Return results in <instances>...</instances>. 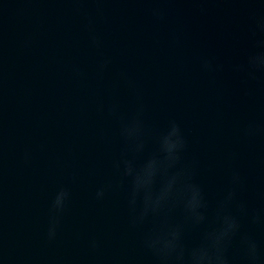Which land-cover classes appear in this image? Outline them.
<instances>
[{
	"label": "water",
	"instance_id": "obj_1",
	"mask_svg": "<svg viewBox=\"0 0 264 264\" xmlns=\"http://www.w3.org/2000/svg\"><path fill=\"white\" fill-rule=\"evenodd\" d=\"M157 5L162 22L151 15ZM254 16H264L259 0H0V264H156L141 241L159 220L129 226L127 182L115 168L126 146L108 114L113 104L124 119L143 105L144 155L169 120L181 125L184 160L210 215L229 165L245 177L249 209L264 208V140L238 134L264 121V74L252 81L231 70L253 50ZM202 56L223 71L202 72ZM102 58L111 63L100 73ZM61 187L70 199L48 241ZM169 220L180 222L179 211ZM242 224L264 248V229Z\"/></svg>",
	"mask_w": 264,
	"mask_h": 264
},
{
	"label": "clouds",
	"instance_id": "obj_2",
	"mask_svg": "<svg viewBox=\"0 0 264 264\" xmlns=\"http://www.w3.org/2000/svg\"><path fill=\"white\" fill-rule=\"evenodd\" d=\"M259 4L264 6V0H259ZM151 15L157 22L165 19L159 5L152 8ZM253 25L250 33L253 50L246 54L243 63L232 65L231 70L255 81L264 74V39L258 38L264 34V16H254ZM88 30L90 46L101 49L102 41L91 29V22ZM110 63V59L102 58L98 72L103 73ZM199 67L208 74L223 71V65L204 56L199 57ZM121 78L127 79L124 73ZM129 86L134 88L130 81ZM108 114L119 120V135L126 146L115 168L127 182L129 226L137 229L159 220L141 241L156 264H264V248L242 224L246 219L249 225L264 229V208L249 209L242 198L246 180L239 169L229 165L227 185L210 215L204 190L194 180V166L185 163L188 140L176 120H169L155 135L154 150L144 155L148 133L143 122V105L138 104L135 113L127 119L119 116L114 104L109 106ZM238 134L248 141L264 140V121L252 120L239 128ZM235 158V153H230L228 161ZM106 191L99 188L95 199L103 200ZM69 199L70 192L64 187L54 194L48 212V241L57 238ZM177 210L181 221L173 223L169 217ZM90 247L95 250L97 242L92 240Z\"/></svg>",
	"mask_w": 264,
	"mask_h": 264
}]
</instances>
